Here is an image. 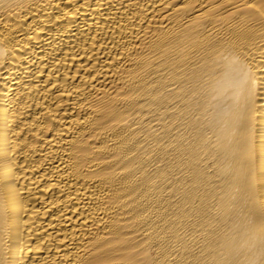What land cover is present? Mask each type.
Masks as SVG:
<instances>
[{
  "label": "bare ground",
  "instance_id": "6f19581e",
  "mask_svg": "<svg viewBox=\"0 0 264 264\" xmlns=\"http://www.w3.org/2000/svg\"><path fill=\"white\" fill-rule=\"evenodd\" d=\"M0 264H264V0H0Z\"/></svg>",
  "mask_w": 264,
  "mask_h": 264
}]
</instances>
